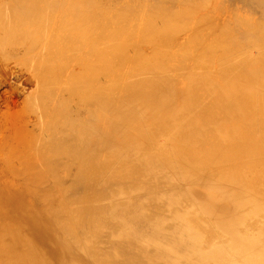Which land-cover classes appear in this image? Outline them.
Masks as SVG:
<instances>
[{
  "label": "bare ground",
  "instance_id": "bare-ground-1",
  "mask_svg": "<svg viewBox=\"0 0 264 264\" xmlns=\"http://www.w3.org/2000/svg\"><path fill=\"white\" fill-rule=\"evenodd\" d=\"M0 47V264H264V0H0Z\"/></svg>",
  "mask_w": 264,
  "mask_h": 264
},
{
  "label": "rangeland",
  "instance_id": "rangeland-1",
  "mask_svg": "<svg viewBox=\"0 0 264 264\" xmlns=\"http://www.w3.org/2000/svg\"><path fill=\"white\" fill-rule=\"evenodd\" d=\"M240 12H242V11H240ZM2 51H3V53H2ZM16 59H17V57L8 54V52L6 53V51L1 49V47H0V65H1L0 66V76H1L0 77V122L2 123V124L0 123V132L6 131L7 129L10 130L11 128H9V126L12 125L11 127L13 128V130L17 129V133H19L21 130H23V127L26 125V123H29V121H30V125H31V122L38 118V117H35L37 115L35 114L36 112L34 110V108L37 109L36 104H38V103H36V102L38 100L37 99L38 97L36 99L29 97V95L32 93L30 90L33 89V91H34V88H36L35 87L36 82L34 81L35 79L33 80V78H32L33 76H31L32 74L29 71L30 65L27 63V60H25V58L24 59L22 58L23 62L20 60L21 61L20 63L17 62ZM4 60L7 61V65H6V62ZM24 61L28 64V66L25 65ZM15 62H17V63H15ZM30 76H31V78H29ZM34 84H35V86H34ZM15 86H17V87H15ZM33 86H34V88H33ZM30 88H32V89H30ZM27 99L30 100V102ZM33 99H35L34 104H31ZM33 106H34V108H33ZM15 113H18V114L15 115ZM16 116L20 117L21 120L19 119L20 121H18V118ZM29 116L31 118H29ZM34 117H35V119H34ZM27 120H29V121H27ZM19 122H21V123L19 124ZM16 123H18V124H16ZM15 124L18 127H21V125H22L23 126V127H21L22 129L21 128L18 129V127L16 128ZM30 125L28 124L29 129L32 128V126H30ZM6 126H8V127H6ZM5 127H6V130H5ZM9 134L12 136V134L10 132H8V135ZM20 134H21V132H20ZM10 135H9L8 140L11 137ZM0 154H2V153H0ZM0 156L4 157L3 155H0Z\"/></svg>",
  "mask_w": 264,
  "mask_h": 264
}]
</instances>
